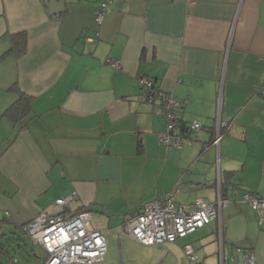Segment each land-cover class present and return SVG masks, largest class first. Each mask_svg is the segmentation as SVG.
<instances>
[{"label":"crops","instance_id":"obj_1","mask_svg":"<svg viewBox=\"0 0 264 264\" xmlns=\"http://www.w3.org/2000/svg\"><path fill=\"white\" fill-rule=\"evenodd\" d=\"M63 1L56 17L44 0H0L1 231L14 238L42 212L89 210L107 236L95 264H164L160 246L120 235L125 222L168 193L193 208L221 190L233 197L221 218L172 246L183 264L186 244L190 264H219L221 250L264 264V225L243 200L264 197V0H113L100 24L102 0ZM143 76L182 103L181 146L160 141L167 120L143 100ZM194 121L199 131L183 130Z\"/></svg>","mask_w":264,"mask_h":264},{"label":"built area","instance_id":"obj_2","mask_svg":"<svg viewBox=\"0 0 264 264\" xmlns=\"http://www.w3.org/2000/svg\"><path fill=\"white\" fill-rule=\"evenodd\" d=\"M112 2L113 0H102L101 7L96 12L98 24L110 12ZM98 35L99 33L96 34L97 37ZM109 63L115 68L120 67L117 60H110ZM139 85L143 100L159 103L166 117V130L161 134L160 141L170 146H181L189 138L185 133L176 131L180 124L179 109L182 103L171 92L157 86L150 77H141ZM202 127L201 121H194L188 124L186 131H199ZM225 128H228V124L219 120L217 133L212 141V145L217 148ZM233 192L236 194L237 189ZM75 195L76 192H73L70 196L59 198L55 200V204L68 207ZM243 200L257 212L259 224L264 225V197L245 192ZM232 202L233 197L224 196L220 190L214 203L199 198L193 208H188L176 202L174 193L171 192L164 200L146 202L139 214L125 222L120 235L144 246L172 244L208 225L212 220L220 219L223 208ZM23 230L31 242L45 252L46 259L42 264H95L103 261L107 254V236L93 226L90 211L59 214L42 212L23 224ZM183 251L189 262L196 260L191 244H186ZM237 251L241 249L238 248ZM219 264H256V257L254 252L244 251L241 259L229 258L221 250Z\"/></svg>","mask_w":264,"mask_h":264},{"label":"trees","instance_id":"obj_3","mask_svg":"<svg viewBox=\"0 0 264 264\" xmlns=\"http://www.w3.org/2000/svg\"><path fill=\"white\" fill-rule=\"evenodd\" d=\"M29 101H30V98L28 96L22 95V99L20 100V102H17L16 106L19 105L18 107L21 108L22 110L23 109L27 110L28 105H29ZM179 123H180V118H179ZM182 126H183V130L186 131L187 125H182ZM234 189L235 188H233V190ZM246 192L257 194L255 192H251V191H246ZM224 196H226V195H224ZM261 197H263V196H261ZM83 211H89V210H83ZM0 227L3 228L5 226H3V224H2ZM11 233H13L15 235L14 238L11 237L9 235V233H6L5 230L1 231V228H0V234H1L0 235V253L3 255L5 260H7L10 264H17L14 261V255L12 252L18 251L19 253H21V251L24 249L23 243L27 245V242H25L23 235H26V236H28V235L25 234V232L23 230V226H22L20 232H16L13 230ZM5 236H7V237H5ZM35 258H36L35 254L29 253V258L26 259V262L29 263V261L31 262L32 259H35ZM190 263H193V262H189V264Z\"/></svg>","mask_w":264,"mask_h":264},{"label":"rangeland","instance_id":"obj_4","mask_svg":"<svg viewBox=\"0 0 264 264\" xmlns=\"http://www.w3.org/2000/svg\"><path fill=\"white\" fill-rule=\"evenodd\" d=\"M23 238L25 242H27V245L23 243L24 249L21 251V253H19L18 251L12 252L14 255V261L17 264H36L35 259H32L31 262L29 261V263L26 262V259L29 258V253L39 255L41 256V258H43L41 247L35 246L34 244H32L30 238L26 236ZM172 244L165 243L164 245H158L160 246V250L162 249L163 251L162 253L163 256L166 257V262L164 264H183L182 255L179 254V251H177L175 247L172 246ZM183 254H184V251H183ZM184 256L186 258V264H188V258L186 257L185 254ZM0 264H10L7 260H5V258L3 257L1 253H0Z\"/></svg>","mask_w":264,"mask_h":264},{"label":"water","instance_id":"obj_5","mask_svg":"<svg viewBox=\"0 0 264 264\" xmlns=\"http://www.w3.org/2000/svg\"><path fill=\"white\" fill-rule=\"evenodd\" d=\"M45 5L48 7L49 13L59 17L65 10V3L63 0H44Z\"/></svg>","mask_w":264,"mask_h":264}]
</instances>
